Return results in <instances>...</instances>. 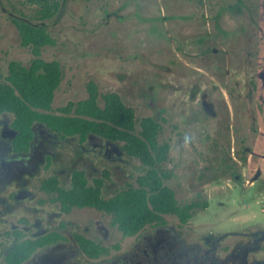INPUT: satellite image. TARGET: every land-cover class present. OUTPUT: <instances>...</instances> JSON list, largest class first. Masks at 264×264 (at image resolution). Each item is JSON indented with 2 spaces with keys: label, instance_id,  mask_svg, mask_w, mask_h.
<instances>
[{
  "label": "rangeland",
  "instance_id": "374dc122",
  "mask_svg": "<svg viewBox=\"0 0 264 264\" xmlns=\"http://www.w3.org/2000/svg\"><path fill=\"white\" fill-rule=\"evenodd\" d=\"M59 2L60 10L41 21L33 1L0 0V81H6L10 61L29 65L34 57L22 46L15 21L42 23L56 44L41 56L58 60L63 70L54 112L86 98L93 80L101 94L117 92L135 109L138 130L146 116L161 123L160 141L170 143L161 168L172 174L166 184L180 203H198L184 231L264 223V183L255 181L264 178V0ZM37 135L33 197L18 201L22 206L10 220L18 222L40 200L45 222L57 212L73 230L90 231L105 244L117 241L122 233L111 215L91 207L63 213L40 189L41 179L57 176L69 187L75 169L84 170L89 183L107 171L103 194L110 197L147 167L120 142L98 136L82 141L50 130Z\"/></svg>",
  "mask_w": 264,
  "mask_h": 264
},
{
  "label": "trees",
  "instance_id": "16d2710c",
  "mask_svg": "<svg viewBox=\"0 0 264 264\" xmlns=\"http://www.w3.org/2000/svg\"><path fill=\"white\" fill-rule=\"evenodd\" d=\"M31 1L40 6L37 18L41 21L60 10L59 0ZM15 23L22 46L29 47L34 55L29 65L10 61L6 81H0V115H13V126L18 130L15 146L27 149L33 125L41 123L62 136H79L82 141L98 136L120 142L123 151L147 167L146 172L135 178V183L127 184L110 197L103 194L105 179L109 178L107 171L90 184L84 170L76 169L69 187L50 177L42 187L54 194L61 210L69 213L75 207L95 208L111 215L113 224L124 235H134L148 224L164 221L165 214H175L183 222L192 218L196 203L180 204L175 190L166 185L171 174L161 167L170 158V143L160 141L162 126L157 118L143 117L138 130L135 109L117 92L101 94L93 80L87 83L86 98L69 101L54 112L52 104L63 70L58 60H45L41 52L45 46L55 45L56 39L41 23ZM84 242L101 248L89 239Z\"/></svg>",
  "mask_w": 264,
  "mask_h": 264
},
{
  "label": "flooded vegetation",
  "instance_id": "af4514ba",
  "mask_svg": "<svg viewBox=\"0 0 264 264\" xmlns=\"http://www.w3.org/2000/svg\"><path fill=\"white\" fill-rule=\"evenodd\" d=\"M10 115H0V264H264V223L225 232H218L210 225L193 232L183 230L189 226L193 215L183 222L175 214H165L164 221L148 224L134 235L121 232L117 241L105 244V239L90 231L73 230L58 219L57 212L45 222L38 215L44 211L40 200L37 207H26L27 214L18 222L10 220L11 214L22 206L18 201L33 197L29 191L30 177L33 176L30 169L34 162L31 151L38 140V131L55 132L45 124L36 123L28 148L18 149L14 144L18 130ZM250 154L254 156L252 152ZM49 167L50 164L47 169ZM50 177L58 179L57 176H48L42 178L39 185L47 194L51 193L42 186ZM255 181L262 187L260 183H264V178ZM51 195L61 209L54 194ZM190 203L193 202L180 204ZM194 203L196 208L198 203ZM168 215L176 216L174 223L170 222ZM84 239L101 248L95 249Z\"/></svg>",
  "mask_w": 264,
  "mask_h": 264
},
{
  "label": "clouds",
  "instance_id": "9594fccd",
  "mask_svg": "<svg viewBox=\"0 0 264 264\" xmlns=\"http://www.w3.org/2000/svg\"><path fill=\"white\" fill-rule=\"evenodd\" d=\"M185 142H186V143L189 142V139H188L187 137L185 138Z\"/></svg>",
  "mask_w": 264,
  "mask_h": 264
},
{
  "label": "water",
  "instance_id": "95a60500",
  "mask_svg": "<svg viewBox=\"0 0 264 264\" xmlns=\"http://www.w3.org/2000/svg\"><path fill=\"white\" fill-rule=\"evenodd\" d=\"M5 10V9H4ZM6 11V10H5ZM24 22H26V21H24ZM32 23V22H31ZM36 24H38V23H36ZM42 24V23H41Z\"/></svg>",
  "mask_w": 264,
  "mask_h": 264
},
{
  "label": "built area",
  "instance_id": "2783aa9c",
  "mask_svg": "<svg viewBox=\"0 0 264 264\" xmlns=\"http://www.w3.org/2000/svg\"><path fill=\"white\" fill-rule=\"evenodd\" d=\"M263 211H264V206H263Z\"/></svg>",
  "mask_w": 264,
  "mask_h": 264
}]
</instances>
